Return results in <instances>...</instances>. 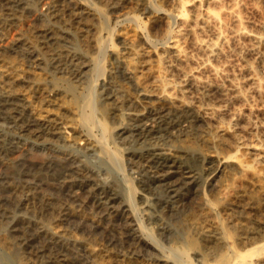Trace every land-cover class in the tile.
Instances as JSON below:
<instances>
[{"label": "bare ground", "instance_id": "6f19581e", "mask_svg": "<svg viewBox=\"0 0 264 264\" xmlns=\"http://www.w3.org/2000/svg\"><path fill=\"white\" fill-rule=\"evenodd\" d=\"M31 1L29 5V12H32L31 14L16 16L14 18L15 21L7 22L8 29H5L4 26H2L4 29L0 28V89L6 86L8 88H5L6 93L14 92L19 97V102L10 101V106L6 110V118L13 120L14 123H19L14 124V128H19L24 135L27 134L35 139L39 138L49 149H53L52 147L57 139L75 150L94 148L96 143L95 137L93 139L91 134L92 129H101L103 137L110 133V126L103 119V114L99 112L100 116L102 114V117L95 115L96 109H94V106H98L94 103H96L95 100L99 96V104L101 106H99L98 110H103L105 106L107 109V105L104 104L105 106L103 107L102 103L106 102L107 98L111 96L106 92L107 89L105 88L107 87L101 82L93 84L87 93L80 92L81 89L78 91L79 86L76 83L83 76L86 77V73L91 67L89 59H87L88 57L85 54L87 52L82 51V45H77L74 42V38H76L75 31H81L84 26L88 25L90 17L92 18L97 13L99 14L100 8L89 0H87V3L81 0ZM204 1L198 0L196 3L192 2V5L189 0H179L180 8L178 7L179 9L176 14L179 19L177 27L169 31L166 40H164L166 44L163 42L164 46L162 48L164 49H162L161 53L157 54L159 60H163L164 62L172 56L175 60L182 63V65L183 63L185 65L189 62V58L188 53L184 50V45L190 43L196 48H201L202 50L200 51L202 53L204 50L205 56L203 60L200 63L198 62V65L195 63V67L185 68V66H182L181 69L179 68L177 70L178 77L176 76L178 79L174 78L175 76L173 77V69L170 68L168 70L166 67L165 70V66L163 65V69L153 74V86L151 85L153 88H143L139 92L138 98H141L147 104H141V108L129 111L128 115L126 114L127 121L125 119V122L118 121V125L120 126L116 124L118 126L117 134H126V138L128 137V133L131 132L136 137V140H141L139 146L133 151L134 157L142 159L143 163L148 164L149 169L152 167L150 174L144 175L143 181L145 183L143 185L148 186V184L150 185L154 182L161 183L165 187L169 197L178 200V204H180L175 209L170 210L168 199L156 198L157 205L161 208L166 207V210L169 209L168 212L174 214V217L177 218L176 229L172 231L169 227L168 230H165L171 240L173 239L171 245H164L158 238L161 236L159 234L161 230H159L158 234L160 236L158 237L152 236V233H147V236H142V234L136 235L137 237L134 236L133 240L131 239V245L133 246L131 249L139 253H153L156 256L154 264H264V166L262 165L264 161V138L258 135L259 138L257 139L250 137L251 139L246 141L243 137L245 135L242 136L239 134L240 131H237L240 125H236L235 121H230V125H226V127L216 125L220 127L216 131L206 121L209 117L219 116L224 113L227 105L235 99L244 98L246 94L244 93V89L246 88H243V85L247 82V84L251 83L252 88L257 91L262 89L261 78L253 70L255 69V64L249 61V63H246L245 61L244 65L238 64L240 67L235 69L239 71L235 72L234 70L232 72L230 67L236 68L237 66L235 67L231 64L228 70L227 63L224 62V64H227V66L225 65L226 68L222 65V62L221 65L213 64L211 60L218 57L221 52H224L222 51L225 49L223 45H225L224 42L227 44L228 39H231L230 42L232 40L239 41V39H243L245 40V42L243 41L244 44H242L244 48L241 47L244 51L254 55L255 58H258L264 64V61H262L264 51L260 50L261 46L264 47L263 28L261 27L262 30L260 31L259 28L257 29V25V27L255 26L256 29H253L254 26L253 28H249L243 23L242 14L239 15L240 13L236 12L239 9L235 6L236 0ZM186 2L187 4L189 2L190 6L192 5L191 8H187L189 17L184 16ZM112 8L119 16L124 14L120 4ZM157 8L155 11H160V8ZM36 21L39 22V27L36 25L38 28L35 30L34 41H20L22 50L25 49V53H21V56L8 54L4 48L7 50L14 48L13 45L15 43H13V40L15 39L13 37H15L14 34L19 29L18 25L21 26L25 23V25L31 26ZM57 21L61 22L62 25H58ZM199 30L204 31V33L209 30L212 38L198 36ZM201 34L200 32L199 35ZM71 36L73 42H71V39L70 42L67 40ZM150 40V38H144V41L149 45L152 41ZM168 42L170 43L167 45ZM102 43L100 38L96 36L93 38L90 48L92 47L97 52H100L103 50ZM128 44L125 41L123 48L129 49ZM235 44L237 43L235 42ZM83 47L84 49L85 47L87 48L84 45ZM169 53L172 55H169ZM116 57L125 75L129 79L136 80L135 65H131V60H128V56L126 58V56L120 53ZM31 58L32 61H30ZM262 63L261 65H263ZM252 65L254 66L253 69ZM99 66L94 65L96 71ZM230 70L232 73L229 72ZM234 72H238V74ZM259 75L261 76V73ZM219 80L226 83L223 85ZM74 81L77 82L74 83ZM152 96L155 99L151 100ZM104 97H106V100L103 99ZM212 98H217L222 103L219 102L221 104L215 105L209 103L210 101L207 102V99ZM119 100L118 102H121ZM138 102L139 99H128L129 104H139ZM117 119L119 120L120 118ZM231 119H235L233 118V114ZM77 121L84 124L82 126L85 127L86 131L79 128L80 125H78ZM248 126H250L249 123ZM225 131H229L232 141L228 140L225 136ZM242 132L244 131L242 130ZM157 133L159 135L154 138L153 134ZM162 137L175 141L177 143L175 148L167 149L165 148L166 146L163 147L161 143L163 139L159 140ZM18 139L13 137H9L8 139L5 138V135L0 134V146L8 149L18 148ZM100 142L103 143L102 138ZM250 150L254 152L251 151V153ZM248 153L249 155H253L252 158L248 159L244 157ZM53 155L56 156L54 152L47 154L46 159L39 164V167H34L33 169V175L39 176V184L44 183V181L48 183L55 181L57 185H55L56 190L59 188L68 189L71 194L70 197L81 203L87 201V198L89 200L93 198L98 209L102 210L104 215L108 214L107 210L116 205V202L118 204L120 202L122 210L128 211L127 220H124L121 225L124 227L122 231L133 230L131 221L128 220H133L135 216L132 211L134 205L131 196L134 188L131 185H127L129 193L127 202L123 203L112 193L103 190V187L99 182L95 181L92 176L93 174L91 175L92 171L90 172L86 165L79 164V160L78 164L74 163L76 156L70 154L64 156L65 154H63L60 157L57 154L56 158L59 160L60 165L54 168L53 165L56 159H54ZM112 157L117 160L113 155ZM17 163L18 159H15L12 163L5 164L4 166L5 168L8 167V169L15 170ZM13 172L15 173V171ZM17 182H11L10 191H12L13 196L19 204L24 203V206H26L25 198L20 193L24 192V190L25 193L26 190H28L27 193L31 190L33 191V188H37L38 185L29 181ZM203 182L205 184L207 182L211 186L210 198L203 196L201 194L202 191L197 189L198 183L202 184ZM82 186L89 193L86 200L84 198L81 199L78 192L73 190L75 187L83 188ZM158 186L160 185L158 184ZM81 192L83 193V191ZM184 194L185 196L183 197ZM25 195L27 196V194ZM36 195L37 193L34 196ZM195 195L199 200L192 205L189 203V208L184 211L185 205L189 201H192ZM40 199L42 204L46 206L53 200L45 193L40 195ZM69 205L71 206V204ZM58 210L57 216L55 214L52 215V213H48L47 217L45 216L49 221L48 225L44 223L39 225L40 231L43 233L42 235L54 241L53 244L56 242L60 246L71 244L81 247L84 252V262L86 261L87 264H103V261L105 264H123L120 263V260L124 258L128 259L129 264H142V262L135 263L130 261V259L136 261L137 257L127 255L128 253L122 254L118 258L119 260L113 258V255H110L109 252V256H107L105 252L104 254L101 251V247L95 245V242L92 240L85 242L87 239H84V241L71 231L70 223H79L86 220L99 221L94 218L95 216H91L88 219V217L83 216V212L81 214L79 210L66 207L65 205L59 206ZM237 210L238 213L235 215ZM156 218V221L159 220V217ZM116 233V235L120 234L118 231ZM100 241L102 240L100 239ZM192 258L196 259V262ZM113 259L117 261H113ZM63 260L60 264L67 263V261Z\"/></svg>", "mask_w": 264, "mask_h": 264}, {"label": "rangeland", "instance_id": "374dc122", "mask_svg": "<svg viewBox=\"0 0 264 264\" xmlns=\"http://www.w3.org/2000/svg\"><path fill=\"white\" fill-rule=\"evenodd\" d=\"M30 1L31 0H0V24H1L0 28L4 26L5 29H8L7 27H9L8 26L9 21H15L14 18L16 16L19 17L20 15L26 16V15L31 14L32 12H29L30 11L29 5L31 4L32 1L31 2ZM81 1L85 3L88 2L87 0H81ZM89 1L93 2L94 5L100 8V13L99 14L97 13L99 17L96 16L97 14L94 15L92 18L90 17L88 21V25L84 26L81 31H78V32L75 31L76 35L75 34L74 35L76 38H74V42H76L77 45L79 44L82 45V47L83 45L87 46L88 49L86 47L85 49L84 47L83 48L81 47V49L82 51H85L90 54L89 55L85 53L86 56L88 57L87 59H89L91 68L87 71L86 77L83 76L81 79L78 80V82L74 81V83L77 82L76 84L77 86H79L78 91L81 89L80 92L87 93V91H89L90 87L93 84H96V83L98 84L101 82L107 87L105 88L107 89L106 92H108L111 97L112 96L115 97V98L113 97L107 98V100H106V97H104L103 99H105L106 102L102 99L104 101V102L102 101L103 107L107 105V109L105 106L103 110H98L100 108L99 106H101L99 104L100 103L99 96H97L98 102L97 100H95L96 103H94L98 106V107L94 106V109H96L95 115L99 117L100 116L99 112L103 114V119L105 120L107 125L110 126V129H109L110 133H108L107 136L105 135V137H103L101 133V129L99 130L96 128L92 129L91 134L93 136V139L95 137L96 144H95V147L91 149L75 150L69 146H66L67 145L66 143L64 145V142L58 139L55 140L56 143L54 142V145L52 147L53 149H49L47 145L44 142H42L39 138L35 139L33 137L28 136L27 134L24 135L21 132V130H19V128H16V127L14 128V124H19V123H14L13 120L7 119L6 110L10 106V101L13 100V102H19V97L14 92L6 93L7 92L5 90V88H7L6 86L0 89V134L5 135V138H8V139L9 137L19 138L18 148L8 149L6 147L0 146V167H2L0 169V264H60L63 259H64L63 261H67L66 264H87L86 261L84 262L85 260L83 259L84 252L81 247L73 246L71 244H65L63 246H60L56 242H55L56 244L55 245L53 244L54 241L46 238V236L42 235L43 233H41L40 231L39 225L43 223L45 225H48L49 221L47 218H45V216L47 217L48 213H52V215L53 214L56 215L57 212L59 211L58 210L59 206L61 205H65L66 207L79 210V212L81 214L84 213L83 216L88 217V219H90L91 216L92 217L95 216L94 218L100 221V222L99 221L93 222V221L86 220V221L79 222V223L72 222L69 224V226H71L70 227L71 231L77 236L81 237L82 240L87 239L86 241L84 240L85 242H87L88 240H92L93 242H95V245L98 247H101L102 248L101 251L103 253L105 252L106 254L105 253L104 254L107 256H109L108 255V252H109L110 255H113V258L118 259L122 254L128 253L127 255L137 257L136 261L133 259L132 260L130 259V261H133L135 263L142 262V264L143 263L144 264H147V263L154 264L156 256L153 253H139L131 249L133 248V246L131 245V242L133 240L132 238L138 234H142V236L144 235L147 236L146 235L147 233L149 234L152 233L151 235L155 237H158L161 235L158 238L166 246H169L173 243V239L171 240L170 236L168 235L167 231L165 232V230H168L169 227L172 231L176 229V221H177L176 219L177 218L174 217V214H170L168 212L169 209L166 210L167 209L166 207L161 208L159 205H157L156 198L168 199L169 200L168 205L170 207V210H173L176 207H178L180 205L178 204L179 201L170 198L165 190V187L161 183L154 182L150 185L148 184V186L143 185V183H145L143 181L144 175L150 174V169H152V167H150L149 169L148 164L143 163L142 159H138L134 157L133 151L139 146L141 140L139 141L138 139L136 140V137L131 132H129L131 136L128 133V137L125 138L126 134H123V135L117 134V129H118V126H120L118 125L119 122L121 121L125 122V120L127 121L128 119L127 113L129 111H132L135 108L137 109L141 108V104H147V102H144V100L142 101L141 98H138V96H139V92L141 91V89L143 88L150 89V87L151 89L153 88L152 87L153 86L152 82L154 79L153 74H156L158 70L163 69L162 67L165 66L164 67L165 70H166V67L168 68V70L170 68L173 69L172 70L173 72L171 71L173 74V77L175 76L174 78L178 79L177 70L179 68L181 69L182 66H185V68H189V67H195L196 64L198 65L201 62V60H203V57L205 56L204 50L202 53V51H200L202 50L201 48H196L192 46L190 43H187L184 45V50L186 53H188L187 55L189 58L188 59L189 62L187 64L184 65L183 63L182 65V63L175 60V58L172 56L167 58V60H170V61L166 60L167 62L166 61L164 62L163 60H159L157 54H159V52L161 53L162 49H164L162 48V46H164V43H165L164 40H166V36L168 35L170 30H173L177 27V22L179 19H178V16H176V14H177V10L180 8L179 0H114V1L112 0H89ZM189 2L192 4V2L196 3L198 2V0H189ZM189 2L188 4L186 2L184 6V13H185L184 16L186 17L190 16L187 11V8L188 7L191 8L193 5L192 4L190 6ZM235 2L236 4H238V5L235 4V6L239 8L237 9L236 12L237 13L239 12L240 13L239 15L242 14L241 16H242L243 23H245V25L249 28H253L254 26L253 29H256L255 26L257 25L258 26V27L256 26L257 29L259 28L261 31L263 28L262 31L264 33V0H245V1L236 0ZM204 3L206 4L205 1ZM118 4L121 5V7L123 8V10L122 9L121 10L124 11V14L120 16L115 11H113V8H112L114 6H117ZM157 7L160 8V11H155ZM33 23L31 26H27V24L25 25V23L22 24L21 26L18 25L19 26V29L17 30L18 32L16 31V33L14 34L15 37H13L15 39L13 40V43H15V45H13L14 48L12 50H7L6 48H4L8 52V54L21 56V53L23 54L25 53V49L22 50V45L20 41L21 42L23 41L27 42L29 40L34 41L35 33H36L35 30L39 27L38 26L39 22L36 21ZM57 24L62 25V23L58 21H57ZM36 25L38 27H36ZM207 31L205 32L206 33L205 34L204 31L199 30V33L201 32L202 34L199 35L198 33V36H204V37L207 36V38L209 39L212 38V35L211 33H209V30ZM77 33H78V37H77ZM82 36L83 38H81ZM85 36L88 38H86ZM96 36H98L100 40L103 42L102 43L103 50L100 52H97L92 47L90 48V44L92 46V40ZM144 38H150L152 40V41L150 40L151 43L149 42L150 45L144 41ZM70 39H71V42H73L72 36L69 37V39L67 40L70 42ZM230 40L231 39L227 40V44L226 42H224L225 45H223V48L225 49L222 50L224 52L220 53L219 55L220 57L218 56L212 59L211 63L221 65V62H222L223 63L222 65L224 66L225 65L227 66L228 64L227 66L228 70L231 64H233L235 67L237 66L236 68L230 67L232 72L235 69H238L240 67L239 65L240 64L242 65L245 61L246 63L250 62L252 64H255L254 65L255 69H253L254 68L253 65H252V69L256 72V75L259 78H261L260 80L262 83L261 84L262 89L257 91L254 88H252V86L250 85L251 83L247 84L248 82L246 81L247 83L244 84L245 86L243 85V88H246L244 89V93H246L245 97L242 99H235L234 101H232L231 103L227 105L224 113H222L219 116L209 117L212 119L209 120V118H207L206 121L208 125L210 124V127L212 129L214 128L213 130L215 131L217 128L226 127V125H230L229 124L230 121L231 122L235 121L236 125H240V127H238L239 130H237L238 132L240 131L239 134L242 136L243 135L247 136V137L243 136L246 141L250 140L251 138L257 139L259 138L258 135L259 136L261 135V138H264V134H263L264 133L263 132L264 131V114H263V110H264V85H263L264 84V67L263 66L264 64L258 58H255L254 55L244 51L243 49L244 45L242 46V44H244L245 40L239 39V41L232 40L231 42ZM125 41L129 43L128 44L129 49L123 48ZM170 42H168L167 45ZM235 42L237 44H235ZM260 48H261L260 49L261 51L262 50L264 51V47L261 46ZM120 53L126 56V58L128 56L129 58L128 60H131V65L133 66L135 65L137 67L136 68L134 66V68L136 69L135 70L136 80L131 79V78L129 79V77H127L124 71L122 70V67L118 64L116 55ZM169 55H172V54L169 53ZM249 55H252V56H249ZM30 61H32V58L30 59ZM229 61H230V64H229ZM262 61H264V58L262 59ZM224 62L227 64H224ZM169 63H171L170 66H168ZM261 63L263 65H261ZM95 64L97 66L100 65L97 69L98 72L95 70V67H94ZM178 65L179 67H177ZM231 70L229 72H231ZM236 71H239V70H235V72ZM260 73H261V76L259 75ZM235 74H238V72ZM219 82H221L223 85L226 83V82L225 83L222 82L221 80H219ZM130 98L131 100L134 98L137 100L139 99V102H138L139 104H136L137 102L129 104L128 99ZM118 99H120L119 101L121 102H118ZM153 99H155L154 96H152L151 100ZM212 99H207L208 100L207 102L210 101L209 103L215 104V105L222 103L220 100L218 101L217 98H212ZM249 108L251 109L249 110ZM102 114L100 117H102ZM232 114H233V118H235L233 120L231 119ZM117 118H120V119L118 120ZM77 122H78V125H80L79 128H81V130L83 131H86L85 127L82 126L84 124H82L79 121ZM248 123L250 126H248ZM242 130L245 132V134L244 132H242ZM252 134L253 136H251ZM158 135H159L158 133L153 134V137L156 138ZM225 136L228 138V140L230 139V141H232V137L229 134V131H225ZM100 137L102 138L103 143L100 142L101 140ZM159 140L160 141L162 140L165 142V144H163L164 142L161 141L163 147L166 146L165 148L167 149L168 148L174 149L175 145L177 144L172 139H168V138L164 139V137L160 138ZM41 143H44V144H41ZM251 151L253 150H250V152ZM50 152H54V154H56V156L53 155V157H55L54 159H56L57 161V162L56 161L54 162V165H53L54 168H57V166L59 167L60 165L58 162L59 160L56 158L57 154L59 156L60 155L62 156L63 154H65L64 156H66V154L76 156L74 163H77L79 160L78 162L79 164L86 165V167L90 170V172L92 171L91 175L93 174L92 176L94 177L95 181L99 182V184L103 187V190L104 191L106 190L107 192L112 193L115 197H117L118 200H121L123 203L127 202V196L129 193V190H127L128 189L127 185L128 184L131 185L134 188V190L131 193V196H132L133 205H134L132 211L134 212L135 216L133 220L132 219H128V220L131 221V226L133 230L126 231V232L122 231L124 227L121 225L123 224L124 220H127L126 216H127L128 211L125 212L124 210H122L121 208L122 204L120 202L119 204L118 202H116V205H114L113 207L109 208V210H107L108 214H105L107 216L106 217L104 215V212L98 209V206L95 200H93V198H91L90 200L89 198H87L89 193L86 191V189L83 186H82L83 188H76V187L73 188L74 191L78 192L81 199L84 198V200H86L87 198V201L81 203L80 201L78 200L75 201L73 198L70 197L71 194L68 189L59 188L58 190H56L57 185L55 181L54 182L52 181L51 183L44 181L45 184L44 183L39 184V178H38L39 176L33 175V169L34 167H39V164L46 159L47 157L46 155L50 154ZM249 153L247 155H244V157L248 159L252 158L253 155H249ZM112 155L117 160H115L112 157ZM15 159H18L17 167L15 168V170H11L10 168L8 169V167L5 168L4 166L5 164L7 165L8 163H12L13 161H15ZM262 165L264 166V161L262 162ZM13 171H15V173ZM17 181L21 183L29 181V182H34L36 185H38L37 188H33V191L31 190L27 193L28 190H26V193H25V190H24V192L22 191L20 193L22 194L23 198H25L24 201H25L26 206H24V203L19 204L16 201L15 197L13 196L12 191H10L11 182H17ZM203 183L202 184L198 183L199 185H197V189L202 191L201 194L203 196L210 198L211 197V190H210L211 186L207 182L206 184L205 183L203 184ZM158 184L160 186H158ZM81 191H83V193ZM36 193L37 195L34 196ZM42 193L49 195V197L53 199L51 200V203H49L48 206L43 205L41 202L40 195H42ZM25 194H27V196ZM55 194H56V197H55ZM184 196L185 194L183 195V197ZM197 200H199V198L197 199L196 195L193 196L192 201H189L185 205L186 208H184V211H186L189 208V206L194 204ZM60 202L63 204H61ZM72 202H73V205H72ZM189 203L190 205L188 206ZM69 204H71V206ZM238 210L235 212L236 213L235 215H237ZM39 215H40V218H39ZM156 217H159V220L156 221L157 219ZM160 223H163V224H160ZM142 226H144V228H142ZM159 230H161L162 232L161 231L159 232ZM116 231H118L120 234L116 235L117 234ZM158 232L160 235L158 234ZM115 237L119 239V241H117ZM100 239L102 241H100ZM192 259L193 261L196 262V259L194 258ZM113 261H117V260L113 259ZM120 261H121L120 263L129 264L127 258H124L123 260H120ZM103 264H105L104 261H103Z\"/></svg>", "mask_w": 264, "mask_h": 264}]
</instances>
